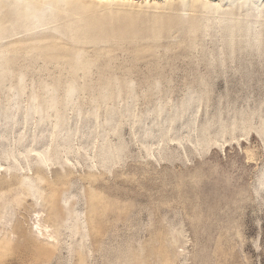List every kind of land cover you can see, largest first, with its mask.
<instances>
[{"label":"rangeland","instance_id":"1","mask_svg":"<svg viewBox=\"0 0 264 264\" xmlns=\"http://www.w3.org/2000/svg\"><path fill=\"white\" fill-rule=\"evenodd\" d=\"M85 1L0 0V264H264V6Z\"/></svg>","mask_w":264,"mask_h":264},{"label":"bare ground","instance_id":"2","mask_svg":"<svg viewBox=\"0 0 264 264\" xmlns=\"http://www.w3.org/2000/svg\"><path fill=\"white\" fill-rule=\"evenodd\" d=\"M28 3H40V4H48L50 5L51 3L57 2V1H66V0H24ZM92 1V0H86ZM85 1V2H86ZM95 1V0H93ZM98 2H109V3H116V4H144V5H151L153 6H164V5H170L172 2L179 1L181 6L186 7L189 2H200L202 6L209 7L213 6L217 8L218 6H224V5H232V4H237L241 3L243 5H248V4H254V5H263L264 6V0H96ZM222 6V7H223ZM262 7V6H261ZM257 10V9H256ZM41 230V229H40Z\"/></svg>","mask_w":264,"mask_h":264}]
</instances>
